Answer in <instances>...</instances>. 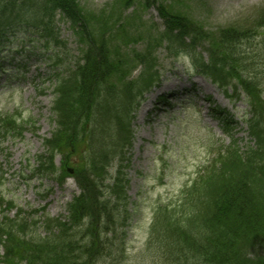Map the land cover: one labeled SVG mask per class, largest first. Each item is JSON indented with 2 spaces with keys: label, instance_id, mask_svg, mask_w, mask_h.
Returning a JSON list of instances; mask_svg holds the SVG:
<instances>
[{
  "label": "trees",
  "instance_id": "obj_1",
  "mask_svg": "<svg viewBox=\"0 0 264 264\" xmlns=\"http://www.w3.org/2000/svg\"><path fill=\"white\" fill-rule=\"evenodd\" d=\"M145 2L146 7L155 5ZM132 3L133 0H126L125 7ZM157 9L163 20L164 39L170 42L174 54L190 56L197 72L227 97L229 90L234 98L240 92L244 94L250 108L245 125L251 145L245 151L237 147L232 141V123L220 111L222 129L231 138V144L218 149L213 160L185 185L175 205L156 208L150 241L156 245L162 264H264V109L259 113L253 103L263 97V92L256 90L251 82L254 80L242 79L238 72L242 64L234 59L241 56L248 65V52L237 49L241 39L228 30L219 34L220 51L213 53L210 49L208 59L204 60L196 56V48L207 40L203 29L182 17L166 14L163 8ZM57 13L73 25L82 49L81 55L62 72L52 74L51 112L56 128L51 138L43 142L45 154L36 158L38 168L34 173L50 175L55 152L65 149L69 154L84 145L86 163L74 170L80 194L68 204L64 221L43 219L41 225L48 232L43 238L30 235L38 221L30 223L20 214L14 219L4 218L0 223V244L5 264H78L82 256L95 262L104 252L124 248L115 236L118 227L127 225L126 218L116 215L118 203L125 201L127 180L120 172L125 166L120 165L111 186H106L105 180L115 156H123L130 145V120L124 124L122 112H132L155 81L143 82L138 90L131 82L121 88L111 82L119 65L112 63L105 42L98 39L105 28H98L94 34L98 38L93 40L90 30L94 25L81 15L75 0H0V70L4 66L1 54L6 49L16 50L7 44L14 45L18 36L22 39L19 43L35 39L42 51L58 48L51 64L64 65L63 58L69 56L63 52L64 44L54 26ZM249 64L248 73L257 74L263 85L264 63L257 64L262 65L258 71ZM7 129L21 128L13 119L6 118L1 130ZM111 139L114 142H109ZM103 192L106 200L102 203ZM111 200L116 205L110 207ZM84 222L86 230L94 229L87 244L76 240L80 234L77 229ZM246 248L254 250L250 260L240 257ZM142 258L145 264H158L152 257Z\"/></svg>",
  "mask_w": 264,
  "mask_h": 264
},
{
  "label": "rangeland",
  "instance_id": "obj_2",
  "mask_svg": "<svg viewBox=\"0 0 264 264\" xmlns=\"http://www.w3.org/2000/svg\"><path fill=\"white\" fill-rule=\"evenodd\" d=\"M75 2L81 15L88 17L89 20H86L94 25L90 27L93 40L98 38L94 36L97 29L105 28L98 39L105 42L108 55L119 65L118 72L122 77L131 75L134 84L140 86V78L148 71L139 67L140 61L152 62L154 70L162 75L159 88L154 89V94L140 106L132 123L134 140L125 169L129 182L127 208L130 210V222L124 230L126 252L103 257L106 262L102 259L97 263L145 264L142 256H145L152 210L156 205L175 204L181 188L208 160L206 148L210 144H214L213 151H216L229 142L220 132L218 122L212 118L215 111H226L228 116H232L235 139L238 146L244 149L247 136L243 118L249 109L243 98L240 101L227 100L207 80L197 77L186 57L172 62L162 46L157 49L161 21L155 7H145L141 0L131 7H125L126 0ZM159 4L171 14L184 16L188 21L203 26L207 40L197 53L205 59L209 57L208 49L213 48V53L220 51L221 31L230 29L242 32L240 34L253 31L245 37L243 44L237 46L249 55L248 65L243 63L239 72L245 80H254L251 82L256 85V90L263 92V97L253 100L256 111L263 112L264 83L262 85V79L259 80L257 74L248 73L246 66L251 63L258 71L262 65L257 64L264 62V27L259 25L264 15V0H160ZM62 16H56L54 26L60 42L65 46L64 52L68 53L67 62H71L79 56L81 47L72 30L73 25ZM14 40V45H7L10 48L15 46L16 51H2L4 67L0 71V117H17L24 122L31 121L34 126L25 124L21 136L0 137V170L4 172L0 196L14 205L16 211L22 210L30 218L34 217V210H43L50 218L64 217L67 203L78 194V190L68 174L61 175V170L82 164V145L77 147V152L66 156L67 164L64 166L61 154H55V179L42 177L27 181L29 175L26 173L33 157L43 151L42 140L48 138L54 128L49 111L53 98L52 74L62 68H51L41 53L37 56L38 51L32 52L29 41L22 42L26 46L22 51V46L17 47L22 39L18 36ZM57 51L59 49L53 48L47 56H54ZM118 79L119 76H116L111 82L119 86ZM260 83L262 88L258 87ZM161 96L164 99L158 101ZM1 215L0 211V220ZM14 215L15 210L8 214L9 217ZM37 233L45 236L41 226H38ZM2 251L3 248H0ZM253 255L254 250L246 248L240 257L250 260ZM0 264L3 263L0 261Z\"/></svg>",
  "mask_w": 264,
  "mask_h": 264
},
{
  "label": "bare ground",
  "instance_id": "obj_3",
  "mask_svg": "<svg viewBox=\"0 0 264 264\" xmlns=\"http://www.w3.org/2000/svg\"><path fill=\"white\" fill-rule=\"evenodd\" d=\"M201 44L203 45V42L200 43L199 44L200 46H198L196 49H198L199 47L201 48ZM237 49H239V48H237ZM237 49H234V50H236V54L239 53V50H237ZM234 59L237 60L239 65H241L245 62V60L241 56H236V57H234Z\"/></svg>",
  "mask_w": 264,
  "mask_h": 264
}]
</instances>
